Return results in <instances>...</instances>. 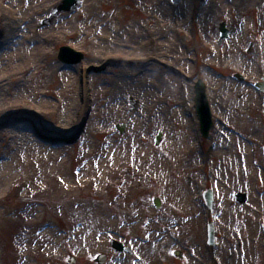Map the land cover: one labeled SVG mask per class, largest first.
I'll list each match as a JSON object with an SVG mask.
<instances>
[{"label":"rangeland","instance_id":"rangeland-1","mask_svg":"<svg viewBox=\"0 0 264 264\" xmlns=\"http://www.w3.org/2000/svg\"><path fill=\"white\" fill-rule=\"evenodd\" d=\"M2 1L0 39L7 33L9 39L0 49V264H98L100 253L108 255L104 264H181L172 256L177 248L186 253V264H264V91L256 86L264 81V8L253 0H181L177 5L173 0H83L76 12L59 13L47 23L62 0L39 5L37 12L33 4L21 10L26 2L14 0L19 12L14 16V8L7 7L11 0ZM241 12L246 13L243 22ZM223 21L230 35L220 44ZM241 35L238 57L227 56L232 39ZM65 46L82 52V61L63 63ZM142 52L156 53L152 72L142 73L146 65L136 62ZM226 56L228 62L221 64L218 58ZM26 66L32 70L12 73ZM68 76L74 78L72 96L85 83L93 95L92 110L79 125L63 115L73 98L65 102L58 87ZM199 79L206 84L214 121L208 138L201 134L195 106ZM223 85L242 93L244 102L236 108L244 116L223 104L229 94ZM48 91L61 102L51 93L42 95ZM180 100L188 102L189 113L176 106ZM187 121L189 139L175 147V134L183 132L172 134L174 124ZM22 128L70 141L54 144L64 151L46 152L24 145ZM158 131L163 140L156 145ZM138 134L142 148L168 155L166 177L152 172L153 161L144 176L139 168L146 165L140 163L132 171L123 168L113 180L132 175L138 182L131 201L137 211L125 213L111 204L109 222L96 225L89 214H68L59 207L69 204L62 198L70 187L59 185L58 177L64 170L77 175L85 169L91 141L105 159L108 143ZM114 182L98 192L104 195L95 198L99 204L118 199L121 189ZM98 185L85 191L95 194ZM210 187L215 192L211 213L204 199ZM239 192L247 194L246 203L236 202ZM155 197L161 208L155 207ZM211 220L217 226L215 246L207 242ZM48 228L60 239L55 252L27 255L28 231ZM91 237L95 245L86 243ZM112 238L131 246L134 255L114 253Z\"/></svg>","mask_w":264,"mask_h":264},{"label":"bare ground","instance_id":"bare-ground-1","mask_svg":"<svg viewBox=\"0 0 264 264\" xmlns=\"http://www.w3.org/2000/svg\"><path fill=\"white\" fill-rule=\"evenodd\" d=\"M22 1L26 2V4L20 5L21 10L28 8L32 4L34 5V9H35L37 6L39 7V5L46 4L51 0H22ZM253 1H255L256 3H258V5H261L264 8V0H253ZM12 2H14V0L9 1L10 5H8L7 7L9 9L14 8V10L10 12L13 15L10 14L8 15V17L11 15L14 16L19 13L18 8L15 5H13ZM2 4L3 1L0 0V5ZM33 11L37 12L36 9ZM261 13L262 15H264V10ZM245 17H246V13L241 12L242 22L245 19ZM33 21L34 18L32 17L31 20H29V22L32 23ZM149 23L151 24L153 22L150 21ZM10 29L14 30L13 26H10ZM8 39H9L8 33L3 36V39H0V49L3 48V45L6 44ZM241 42H242V35L239 38L234 37L232 39L233 47L227 52L228 53L227 56L231 54L233 55V57L237 58L239 53L237 47ZM142 53H138V56H140V58H136L135 59L136 62L143 63L144 65H146L144 66L146 70L142 71V73L152 72L153 71L152 66L153 64L156 63V58L154 56L156 53L153 52H150V54H148L149 52H142ZM31 56H33V54ZM227 56L223 59L218 58V61H220L221 64L224 63L226 64L228 62ZM3 62L4 59L0 57V65ZM18 69L19 70L14 69L12 73L17 71H23L27 73L28 71L32 70L31 66H26L22 70H20V68ZM57 72L60 71L58 70ZM135 72H137V70ZM62 74L68 75V73L65 71H62ZM3 77H4L3 79L5 80V76ZM69 78L70 80L66 82V85L64 83H61L60 86L58 87V90H61L59 94L60 96H62L61 98L64 99L65 102H67L68 100H72L73 98L71 105H69V108L63 112V115L68 122H71L72 124L78 122L77 125H79L83 121L86 111L92 110V108L89 107L88 102L93 101L91 99L93 95L92 94L90 96L88 95V91H89L88 84L85 83V85L83 84L82 87L79 88L78 96L77 95L72 96V93L74 92L73 91L74 78L73 76H70ZM0 85H3L2 80L0 81ZM223 86L225 92L227 91L229 93L226 94L225 96L226 98L224 99L223 104L226 105V107H228L227 109L229 112L235 111L241 116H244L245 111L243 109L236 108V105L239 102H244L242 93L240 91L236 92L235 89L228 88L225 85ZM48 93H51L52 96H54L59 103L61 102V100H59L58 96L56 95L55 91L54 92L48 91L43 93L42 95L47 96ZM40 94L41 93H38V95ZM216 95L218 96L219 92H217ZM181 105L185 106L183 107V109H187L188 113L190 112L191 107L188 104V102H184L183 100H180L176 106L181 107ZM178 112L179 111H177L176 113ZM99 114H100V118L106 121L105 116L101 113ZM189 116L191 115L189 114ZM191 123H193L192 116H191ZM174 125L175 127H173L172 129L173 130L172 134H175L180 131L183 132V133L180 132L179 134L178 133L175 134V137L173 138V144L175 145V147L176 146L180 147L181 145H183L185 141V137L189 139V136L186 133H184V131L185 129H187L190 123L187 121L184 126V125H178L175 122ZM22 130L26 132L25 134L22 135V140L26 142L24 145H29L32 147H41V149H44L46 152L52 151V149L54 148H55L54 150L57 151L58 150L64 151L65 148H62L61 146L54 144H56V142L70 141L69 138H65L64 141L53 138L54 136L44 137L41 136L40 134H37L31 128H22L21 131ZM94 130L92 131L94 132ZM104 132H106V130H104ZM134 137H132L127 142H119L113 140L111 141V143H108L107 147H108L109 155L105 159L99 158L97 152L100 149L98 146L94 145L93 141H91V146L88 155L85 158L88 160V164L85 167V169L79 171L77 175L71 172H66L64 170L63 174H61L60 177H58L59 185L70 187L69 189L66 190L68 195H65L62 198L64 201L70 199L69 204H60L59 207L68 214H78V215L89 214L92 220L91 223L96 225L109 222L111 217L110 214L108 215V213H110L111 204H114V207L116 209L125 213L137 211V208L132 206L131 201L133 199L132 194L136 191L137 187H139L138 182H133L135 179L132 175L126 177V179L121 177L120 179H117L116 182H114L113 180L115 179V177L117 178L120 175L123 168H127L128 171H132L136 168V164L139 165L140 163L146 165L142 169L139 168V172L141 170L139 176H144L148 174V172L151 170V163L153 161H154V171L152 170V172H154L157 175V177H162V178L166 177L167 167H166L165 158L168 155L167 154L168 151L166 152V150H164L162 152L155 154L153 151L147 150L145 147L142 148V145L140 144L143 141L141 134H138L136 138ZM190 148L192 149L193 146H191ZM96 182H99V185L97 187V193L92 194L90 191H85L87 187H91ZM113 182L114 185H119L121 189L118 199L114 200L113 203L99 204V201H97L95 198H100L101 200L104 195L98 192H100L102 187H107L108 183H113ZM123 191L125 192L124 194ZM34 220L35 217L33 216L30 222L32 223ZM59 243H60V239L56 238V233L51 228H48L46 231H43L41 233L28 231L26 244L24 248L27 249L28 251L30 250V252H28L27 255H30L33 252V253H39V255L43 256L46 253L51 254L55 252ZM86 243L89 245H95L94 237L88 239Z\"/></svg>","mask_w":264,"mask_h":264},{"label":"water","instance_id":"water-1","mask_svg":"<svg viewBox=\"0 0 264 264\" xmlns=\"http://www.w3.org/2000/svg\"><path fill=\"white\" fill-rule=\"evenodd\" d=\"M180 0H175L176 3H178ZM80 5V0H63L62 4L59 6L54 7L52 15L49 19L46 20L47 23H50L60 12L62 11H68V12H74L78 9ZM221 36L227 37L228 36V29L226 28V23L221 24ZM83 58V55L81 52L75 51L71 49L70 47H62L60 52V59L68 64H76L79 63ZM237 77L239 79H243L241 75L237 74ZM260 88L264 90V85H260ZM196 103H197V110L200 118V125L202 133L205 137H208L209 131L213 125L212 121V113L209 107L207 95H206V87L202 80H199L196 84ZM118 129L123 133L124 132V126H119ZM162 140V132H159L158 136L156 137V144H159ZM206 199L208 202V205L210 206L213 201V194L211 191H208L206 193ZM238 201L241 203L245 202L247 199V195L244 193H239L237 195ZM155 205L156 207L161 206V201L159 198L155 199ZM209 242L210 244L214 243V235H213V228L210 226V232H209ZM111 246L119 251H128L132 252L131 248L126 247L122 242H119L116 239L111 240ZM174 255H176L178 258H182L181 251H175ZM107 255L106 254H100L96 261L100 264L104 263ZM71 262H74V259L71 260Z\"/></svg>","mask_w":264,"mask_h":264}]
</instances>
